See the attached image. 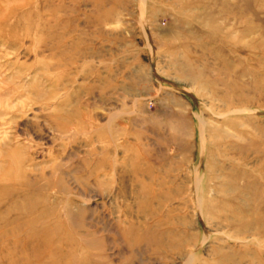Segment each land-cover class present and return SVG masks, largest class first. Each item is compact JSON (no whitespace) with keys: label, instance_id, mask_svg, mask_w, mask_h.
<instances>
[{"label":"rangeland","instance_id":"obj_1","mask_svg":"<svg viewBox=\"0 0 264 264\" xmlns=\"http://www.w3.org/2000/svg\"><path fill=\"white\" fill-rule=\"evenodd\" d=\"M0 264H264V0H0Z\"/></svg>","mask_w":264,"mask_h":264},{"label":"bare ground","instance_id":"obj_2","mask_svg":"<svg viewBox=\"0 0 264 264\" xmlns=\"http://www.w3.org/2000/svg\"><path fill=\"white\" fill-rule=\"evenodd\" d=\"M35 244V243H34Z\"/></svg>","mask_w":264,"mask_h":264}]
</instances>
